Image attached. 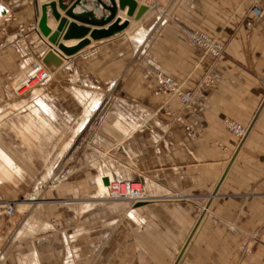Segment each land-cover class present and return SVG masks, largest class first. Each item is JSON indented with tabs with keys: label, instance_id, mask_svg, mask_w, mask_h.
<instances>
[{
	"label": "crops",
	"instance_id": "1",
	"mask_svg": "<svg viewBox=\"0 0 264 264\" xmlns=\"http://www.w3.org/2000/svg\"><path fill=\"white\" fill-rule=\"evenodd\" d=\"M55 1L62 17L91 30L117 19L128 26L64 59L54 104L41 95L54 110L42 114L50 123L39 128L42 144L55 155L40 165L58 166L81 150L82 169L13 216L0 208V264H264V0H135L134 16L118 8L104 27L69 17ZM255 5L261 17L251 13ZM42 6L0 0V104L5 75L51 49L39 26ZM58 24L49 18L53 32ZM187 31L215 38L223 54H205ZM85 38L60 42L73 47ZM159 72L194 92V103L156 95ZM68 87L70 95L60 93ZM97 114L103 123L92 129ZM225 120L249 128L240 143ZM112 169L142 182L148 202L100 194ZM22 173L0 174V200L36 190L41 182Z\"/></svg>",
	"mask_w": 264,
	"mask_h": 264
},
{
	"label": "rangeland",
	"instance_id": "2",
	"mask_svg": "<svg viewBox=\"0 0 264 264\" xmlns=\"http://www.w3.org/2000/svg\"><path fill=\"white\" fill-rule=\"evenodd\" d=\"M18 29H19L20 35L24 36L23 38H25V40L28 41L31 37L30 32L26 30V28L23 27L22 25H20ZM26 58H27V61L25 62H22V60L20 59L15 69L5 75V82L3 83L2 91L6 98L5 99L6 101L0 104V112H2V115H4V116H0V145L1 147H5V149L8 151L14 152L18 160L20 159L21 163H19L17 160L16 161L17 163L13 164L14 167L12 166L14 170L11 169V172H10V169H9L8 174L2 173L1 170H4V166L0 164V168H1L0 174L6 175V176H12L14 172L20 173L22 172V169H23L24 173H22L23 174L22 176L26 178L25 181L32 178L33 180L37 182H41V183L37 184L36 190L34 192H33L34 186H32L33 190L29 192L28 194L19 196L18 198L14 200H0V208L2 209V211L4 209V205L12 203L16 205L15 213L18 210H22L25 206H27L26 205L28 204L27 199L29 197H30V200L32 201L33 199H37L36 200L37 202L42 201L41 198L43 194L47 190L48 191L54 190L59 184L60 179L63 178L64 176L69 175L70 171L74 173L80 172L82 169L81 167L82 162L78 159H81L84 157L83 152L81 150L78 152L68 151L64 155V157L62 158V161L59 163L58 166L49 167V166L40 165V163L43 162L44 159H46L47 157L53 158L55 155V152L53 150H49V151L44 150V145L42 144L43 142L42 134L43 133L42 131L36 128H38V126L41 125L40 121L42 122L43 125H45L44 129L46 126H50L49 121L42 118V114L43 113L51 114L54 112V110L47 102L43 100L41 95L43 94L44 96H46L50 100V104H54V101H53L54 95H55L54 81L56 79L57 70L56 68H47V72L49 75L48 79H46L44 82L39 83L38 85H36L34 88H32L29 91L25 89L22 90L20 88V91L17 92L18 90L17 87L18 88L20 87V83H24L28 79H31L32 77L35 76V75H31L30 77L29 76L27 77L26 71H28L33 66L37 65L42 60L40 56L34 53L27 55ZM25 68H28V69H25ZM67 76H68V79L71 78L69 75ZM58 79L65 80V77L62 78L59 76ZM35 84L36 82H33L32 85H35ZM70 92H71V89L68 87L65 90L61 91L60 93H63V95H70ZM38 94L40 95V97L37 96ZM160 95L169 96L167 94H160ZM66 105L67 104H63V107L66 108L67 107ZM20 106L24 110V113L26 111L25 114L18 113V111L20 110L18 109V107ZM56 107L58 110L61 109V106L58 103L56 104ZM66 109H69V107H67ZM102 123H103L102 116L97 114L92 120V123L90 125L92 129H98L99 127H101ZM27 125L31 126V133L34 135V137L33 135H31V133H29L30 131L26 132L23 129L27 127ZM87 136H88V133L80 136L79 143L81 144L85 142L87 139ZM98 163L99 161L95 162L94 164L95 168L99 165ZM113 174L122 175L117 170H113ZM113 174L109 173V175H111L112 177H113ZM108 192L109 191H107L106 195H104L105 198L108 197ZM38 204H35V205H38Z\"/></svg>",
	"mask_w": 264,
	"mask_h": 264
},
{
	"label": "water",
	"instance_id": "3",
	"mask_svg": "<svg viewBox=\"0 0 264 264\" xmlns=\"http://www.w3.org/2000/svg\"><path fill=\"white\" fill-rule=\"evenodd\" d=\"M41 2L43 3V6L39 26L44 37L47 38L51 45V49L42 59L45 66L48 68L57 69L61 67L64 63L63 57H71L75 55L92 41L118 35L128 26V21L117 19L106 30H91L88 27L69 22L66 17H62L60 12H58L55 0H41ZM69 2L71 1L59 0V7L63 11H66V14L69 17L97 27H104L109 24L115 18L118 8L122 11H126V14L129 17L134 16L137 8V2L135 0H119L118 6L115 0H77V2L72 5L69 4ZM84 4H88L89 8L86 10L82 9ZM98 11H100L99 14ZM144 11V7L140 8L136 17L140 18ZM50 17L59 23L55 32H53L48 26V20ZM87 35H89V38H85L73 47H68L60 42L61 39L69 41L72 39L83 38ZM104 182L105 184L109 183L108 179H105Z\"/></svg>",
	"mask_w": 264,
	"mask_h": 264
},
{
	"label": "built area",
	"instance_id": "4",
	"mask_svg": "<svg viewBox=\"0 0 264 264\" xmlns=\"http://www.w3.org/2000/svg\"><path fill=\"white\" fill-rule=\"evenodd\" d=\"M251 13L255 17H261L263 15V9L260 6L255 5L252 8ZM186 36L192 45L200 48L205 54H209L215 58H219L224 52V46L221 43H219L215 38H212L203 32L187 31ZM21 37L23 38L24 36ZM32 68L36 70L35 76L31 79H28L27 82L25 84H22L19 88L17 87V92L20 91V88L22 90L25 89L29 91L39 83L44 82L46 79H48V67L45 66L42 60ZM155 79L157 82V95L167 94L171 97H178L184 105H191L194 103V92L185 91L181 82H178L171 76H168L162 72L157 73ZM33 82H36V84L32 85ZM262 83L264 89V79ZM212 85V80L205 82L206 87H210ZM165 107L169 111L172 109L171 105L169 104H167ZM177 119L182 120L181 117H178ZM225 125L231 131V133L234 134L239 143L246 137L249 130L248 127L239 125L230 120H225ZM109 184L110 190L108 192L107 199L110 201H129L133 204L148 202V197L145 194L144 185L140 181L127 179L119 174H113V178ZM15 207L16 205L12 203L6 204L4 205V209L2 212L8 216H13L16 210Z\"/></svg>",
	"mask_w": 264,
	"mask_h": 264
},
{
	"label": "bare ground",
	"instance_id": "5",
	"mask_svg": "<svg viewBox=\"0 0 264 264\" xmlns=\"http://www.w3.org/2000/svg\"><path fill=\"white\" fill-rule=\"evenodd\" d=\"M127 21V20H126ZM54 28H55V26H54ZM43 34V33H42ZM44 36V35H43ZM64 59H67L68 57L67 56H65V57H63ZM80 94H82V93H80ZM39 97H40V95H38ZM12 109V108H11ZM17 109V108H16ZM18 109H20L19 111H18V113H20V114H23L24 113V110L22 109V107L20 106V107H18ZM13 110V109H12ZM11 110V111H12ZM23 110V111H22ZM14 111V110H13ZM12 113V112H11ZM15 113V112H14ZM25 113H26V111H25ZM24 113V114H25ZM6 114V113H5ZM27 115V114H26ZM0 116H4V115H2V112H0ZM3 119V118H2ZM34 120V119H33ZM34 122V121H33ZM41 122V121H40ZM2 123V122H1ZM32 124V123H31ZM41 124V123H40ZM44 126L45 125H43V124H41V125H39L38 126V128H36V129H39V127L40 128H42V129H44ZM26 132H29V133H31V126H29V125H27V127H25V128H23ZM40 131H41V129H40ZM22 132V131H21ZM20 133V132H19ZM34 133V132H33ZM38 133V132H37ZM36 133V134H37ZM31 135H33L32 133H31ZM24 136V135H23ZM27 137V136H26ZM33 137H34V135H33ZM42 137V136H41ZM23 138V137H22ZM32 138V137H31ZM28 139V138H27ZM29 141V140H28ZM18 160V158H17V156H16V154L14 153V152H11V151H8V150H6L5 149V147H1V145H0V164L2 165V166H4V170H1L2 171V173H9V169H10V172H11V169H13L12 168V166H13V164H15V163H17L16 161ZM18 162L19 163H21V161H20V159L18 160ZM14 167V166H13ZM1 169V168H0ZM14 170V169H13ZM13 173V172H12ZM6 176V175H5ZM108 176H110L111 178H110V180L108 179V182L110 183V181L112 180V176L111 175H109V173H108ZM105 184L104 182H103V186H102V189H101V191H100V194H106L107 193V191H109L110 190V184ZM108 186V188H106V187ZM107 199V198H106ZM135 205V204H134Z\"/></svg>",
	"mask_w": 264,
	"mask_h": 264
}]
</instances>
